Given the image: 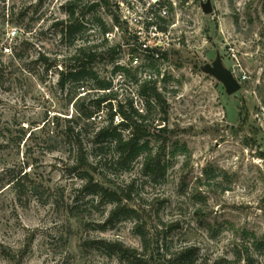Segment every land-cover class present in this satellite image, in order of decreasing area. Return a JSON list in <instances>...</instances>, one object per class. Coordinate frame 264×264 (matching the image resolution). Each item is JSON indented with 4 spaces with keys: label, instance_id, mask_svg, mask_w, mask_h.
Listing matches in <instances>:
<instances>
[{
    "label": "rangeland",
    "instance_id": "rangeland-1",
    "mask_svg": "<svg viewBox=\"0 0 264 264\" xmlns=\"http://www.w3.org/2000/svg\"><path fill=\"white\" fill-rule=\"evenodd\" d=\"M37 1L0 0V264H133L110 251L107 242L136 251L135 264H175L171 256L182 248H197L187 264L222 258L264 264V249L253 245L264 242V0H168V23L174 26L161 74L131 67L137 80L112 72L114 63L126 65L132 39L113 19L121 0H81L86 29L73 42H66L56 25L68 17L67 0H45L36 12ZM207 2L209 12L203 10ZM25 7L19 23L7 15ZM96 18L109 31L120 26L105 46ZM90 45H100L99 52L115 47L112 55L99 53L91 62L113 80L112 98L102 104L96 126L110 106L130 102L141 111L145 99L139 86L147 79L157 80L167 105L166 125L173 131L164 182L149 181L140 159L133 169L110 177L113 183H104L125 189L134 180L131 199L124 202L137 215L109 224L104 221L113 205L86 192L81 174L68 169L74 161L65 127L70 118L73 126L85 127L74 107L89 86H57L65 62L80 46ZM16 52L21 56L12 58ZM41 54L56 65L46 70L36 61ZM217 55L241 83L232 94L203 69ZM96 96L92 92L87 100ZM151 101L146 122L153 123L149 138L156 149V138L165 136L159 131L165 112ZM90 134L91 128L83 131L86 145ZM24 173L25 183L11 182Z\"/></svg>",
    "mask_w": 264,
    "mask_h": 264
},
{
    "label": "trees",
    "instance_id": "trees-1",
    "mask_svg": "<svg viewBox=\"0 0 264 264\" xmlns=\"http://www.w3.org/2000/svg\"><path fill=\"white\" fill-rule=\"evenodd\" d=\"M45 0H38L35 4V11L39 10L40 6ZM81 0H67L64 8L67 10V19L60 20L56 25L62 26L63 39L66 42H73L81 32L86 29L85 17L86 11L79 9ZM100 1V0H99ZM105 2V0H103ZM94 5L98 3H93ZM92 4V6H94ZM27 7L21 8L20 11H11V20L21 22L25 17ZM4 15H6L3 12ZM15 18V19H14ZM114 21L118 22V16H113ZM10 19H7L9 22ZM101 26L103 33V41L100 44L105 46L108 44V39L104 37V33L109 30V27L101 18H96ZM19 33L14 31V38H17ZM100 45H90L87 47L80 46L75 50L67 63L65 62L64 69L59 71V77L57 80V86L61 90H65L67 84L72 85L75 89L89 86L82 98V101H76L75 112L77 119L84 120V128L78 127L79 123H73L75 119H68L69 124L65 127V133L68 136V143L71 145L70 151L73 153V165L68 169L71 171H77L84 180L85 185L83 189L88 193L97 195L102 203H111L113 206L109 210L106 221L104 223L109 224L122 217H129L137 215V211L130 207L124 200L131 199L130 192L133 186L134 180L129 185H126L125 189L119 187L115 188L111 184L107 186L104 183H113L110 177H114L118 171H129L134 168L135 163L140 160L141 171L147 177L149 181L164 182L166 180V174L168 170V147L167 141L172 130H168L166 121L167 105L163 98L162 93L158 90L156 82L157 80H144L139 86V94L144 97L145 102L141 111L135 108L132 103L128 102L125 105H119L117 108L110 106L107 108V116L103 119V124L96 126V118L98 112L101 111L103 103L112 98V94L109 89L112 88L113 80L101 76L92 66L91 62L102 54H111L115 52V47H106L104 51L99 52L96 49ZM7 52L10 48H7ZM86 50L89 52L86 54ZM85 55L84 60L81 58ZM21 56L20 52L13 54L12 58ZM36 61H43L46 70L56 65L55 59H50L44 55H39ZM114 63V61H112ZM136 70H132L131 67L120 66L113 64V73H122V77L125 79L137 80ZM94 90V91H92ZM99 90V91H98ZM100 90H103L101 94ZM96 93L95 100H87L91 93ZM73 96V95H72ZM151 97L162 105V110L165 112V116L161 119L164 125L159 127L164 133V137L159 135L156 139L160 141V144L156 149L150 145V128L153 123L146 122L147 113L154 107L151 103ZM69 99V101H71ZM111 101H108L109 103ZM145 111V112H143ZM115 116H120V121L115 122ZM97 127V128H96ZM91 128V134L86 145V141L83 137V131H88ZM83 129V130H82ZM95 175H98L99 179H96ZM28 175L26 173L15 177L12 183H25ZM105 226V225H103ZM136 230L140 234L142 241L146 243V235L141 230L140 225H136ZM104 245L113 253H117L121 258L130 260L135 264L139 261L137 252L123 244L116 242H107ZM253 245L258 250L264 249V242L257 240L253 242ZM197 253V248H182L171 256V261L175 264H187L192 261L194 255ZM249 256V255H248ZM250 257V256H249ZM234 261L226 259H218L215 264H234Z\"/></svg>",
    "mask_w": 264,
    "mask_h": 264
},
{
    "label": "built area",
    "instance_id": "built-area-1",
    "mask_svg": "<svg viewBox=\"0 0 264 264\" xmlns=\"http://www.w3.org/2000/svg\"><path fill=\"white\" fill-rule=\"evenodd\" d=\"M118 3V19L132 36L128 44L129 53L125 54L127 62L122 66L153 68L161 74L159 66L165 63L172 42L171 28L174 26L168 23V0H121ZM113 32L119 33L120 26L115 25L113 30L104 33V37L110 39Z\"/></svg>",
    "mask_w": 264,
    "mask_h": 264
},
{
    "label": "water",
    "instance_id": "water-1",
    "mask_svg": "<svg viewBox=\"0 0 264 264\" xmlns=\"http://www.w3.org/2000/svg\"><path fill=\"white\" fill-rule=\"evenodd\" d=\"M203 10L209 12L212 10V7L209 2L203 4ZM204 71L214 76L219 80L225 88L226 93L232 94L240 89L241 83L233 75L232 71L224 66L222 59L217 55L216 60L212 65L207 64L204 66Z\"/></svg>",
    "mask_w": 264,
    "mask_h": 264
}]
</instances>
